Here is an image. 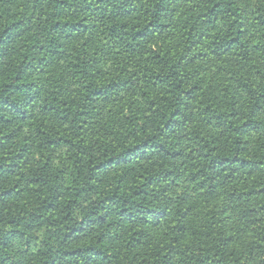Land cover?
Returning <instances> with one entry per match:
<instances>
[{
    "label": "trees",
    "instance_id": "1",
    "mask_svg": "<svg viewBox=\"0 0 264 264\" xmlns=\"http://www.w3.org/2000/svg\"><path fill=\"white\" fill-rule=\"evenodd\" d=\"M0 264H264V0H0Z\"/></svg>",
    "mask_w": 264,
    "mask_h": 264
}]
</instances>
